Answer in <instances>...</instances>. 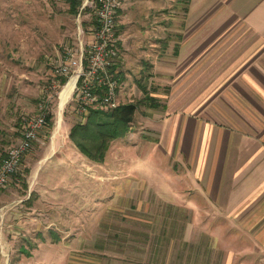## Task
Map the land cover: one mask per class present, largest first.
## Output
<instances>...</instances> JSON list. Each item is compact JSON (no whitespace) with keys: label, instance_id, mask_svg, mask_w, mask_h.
I'll return each instance as SVG.
<instances>
[{"label":"rangeland","instance_id":"1","mask_svg":"<svg viewBox=\"0 0 264 264\" xmlns=\"http://www.w3.org/2000/svg\"><path fill=\"white\" fill-rule=\"evenodd\" d=\"M177 1L165 0V40L169 13H177ZM78 14L71 0H0V161L25 118L40 113V104L47 105L52 124L35 147L56 144L63 157L42 164L33 158L39 180H48L45 189L34 184L27 165L10 176L9 181L28 188L21 208L33 244L27 245L25 254L44 258L41 264H256L258 251L240 246L245 233L240 222L198 208L208 203L189 198L197 194L188 185L189 168L152 145L159 140L156 132L145 129L144 120H158L163 108L149 93L166 95L169 88L143 80L146 85L137 84L142 70L149 69L145 61L144 69L135 64L133 57L139 52L129 50L124 64L118 61L120 67L128 65L135 80L119 100L137 106L128 133L109 141L103 167L91 159V166H85L78 159V149L66 140L64 128L85 116L70 98L59 109V97L69 81L62 87L67 79L62 82L64 77L51 74L67 49L77 52L91 37L92 13ZM118 74L121 84L125 71ZM177 190H183L186 200L177 197Z\"/></svg>","mask_w":264,"mask_h":264},{"label":"crops","instance_id":"2","mask_svg":"<svg viewBox=\"0 0 264 264\" xmlns=\"http://www.w3.org/2000/svg\"><path fill=\"white\" fill-rule=\"evenodd\" d=\"M144 1H122L118 61L124 64L129 50L139 52L138 58L133 57L135 64L144 69L147 63L149 69L142 70L137 84L169 88L166 95L149 93L163 108L158 120H144L145 129L156 132L159 140L152 145L189 168L185 170L191 177L188 185L197 191L189 198L208 203L198 208L240 222L245 232L240 246L258 251L256 264H264V0H185L183 4L178 0L177 13H169L166 40L165 0ZM118 61L116 69L126 75L119 86V102L135 80L128 65L120 67ZM64 129L69 142L70 129ZM21 130L12 145L19 141ZM48 130L40 133L22 164L29 166L34 184L42 189L48 180H39L33 158L40 164L63 158L56 144L35 147ZM78 157L91 166L79 149ZM92 163L104 166V162ZM10 182L0 187V264L45 263L44 258L25 254L27 245L33 244L21 208L28 188ZM182 192L177 190V197L186 200Z\"/></svg>","mask_w":264,"mask_h":264},{"label":"built area","instance_id":"3","mask_svg":"<svg viewBox=\"0 0 264 264\" xmlns=\"http://www.w3.org/2000/svg\"><path fill=\"white\" fill-rule=\"evenodd\" d=\"M121 4L122 0H80L78 15L88 10L94 17L91 37L77 52L67 49L64 60L51 70L52 76L67 79L62 87L74 77L72 90L65 102L72 99L75 109L83 116L92 108L110 109L119 104L120 76L113 66L121 54L118 32ZM62 105L59 97V109ZM40 109L37 115L25 118L19 141L8 148L0 161V187H5L10 176L21 170L23 159L40 133L50 127V110L43 104H40Z\"/></svg>","mask_w":264,"mask_h":264},{"label":"trees","instance_id":"4","mask_svg":"<svg viewBox=\"0 0 264 264\" xmlns=\"http://www.w3.org/2000/svg\"><path fill=\"white\" fill-rule=\"evenodd\" d=\"M71 3L74 9H78L80 0H71ZM65 80L66 78H63L62 82ZM151 101L153 106L156 105L155 100ZM136 107L134 103H119L110 109L92 108L86 114L84 121L71 126L68 136L83 155L102 162L109 141L128 133ZM51 117L49 115V125L52 124Z\"/></svg>","mask_w":264,"mask_h":264},{"label":"bare ground","instance_id":"5","mask_svg":"<svg viewBox=\"0 0 264 264\" xmlns=\"http://www.w3.org/2000/svg\"><path fill=\"white\" fill-rule=\"evenodd\" d=\"M73 82H74V77H71L69 79V84L66 85L67 87L64 86L65 89L61 93L60 105H62L65 102L66 98L69 96V94L72 90V87H73Z\"/></svg>","mask_w":264,"mask_h":264}]
</instances>
